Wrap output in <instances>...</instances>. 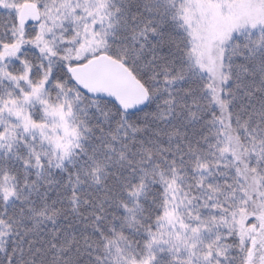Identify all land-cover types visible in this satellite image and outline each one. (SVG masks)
Returning <instances> with one entry per match:
<instances>
[{
  "label": "snow or ice",
  "instance_id": "obj_1",
  "mask_svg": "<svg viewBox=\"0 0 264 264\" xmlns=\"http://www.w3.org/2000/svg\"><path fill=\"white\" fill-rule=\"evenodd\" d=\"M0 264H264V0H0Z\"/></svg>",
  "mask_w": 264,
  "mask_h": 264
}]
</instances>
